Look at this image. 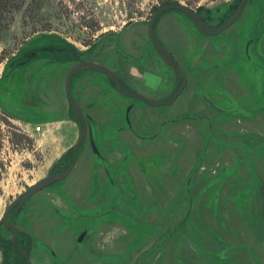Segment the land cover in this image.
<instances>
[{
    "label": "rangeland",
    "instance_id": "374dc122",
    "mask_svg": "<svg viewBox=\"0 0 264 264\" xmlns=\"http://www.w3.org/2000/svg\"><path fill=\"white\" fill-rule=\"evenodd\" d=\"M241 1L27 0L0 40V223L72 162L81 123L65 85L77 64L104 65L129 91L168 100L182 78L151 43L152 16L181 4L220 28ZM156 33L186 88L153 107L104 73L75 75L89 130L71 174L15 220L31 264H264V0L216 36L179 11ZM11 236L0 228V241ZM7 255L0 246V264H24L13 248Z\"/></svg>",
    "mask_w": 264,
    "mask_h": 264
},
{
    "label": "water",
    "instance_id": "95a60500",
    "mask_svg": "<svg viewBox=\"0 0 264 264\" xmlns=\"http://www.w3.org/2000/svg\"><path fill=\"white\" fill-rule=\"evenodd\" d=\"M249 1L250 0H242L238 9L234 13V15L228 20V22L226 24H224L220 28L210 27L197 14L196 11H194V10L184 6V5H181V4H168V5H165L161 8H159L155 12V14L152 16V19H151L150 24H149V37H150L151 43L153 44L154 48L159 53V55L163 58V60L169 66H171L174 69V71L178 75H180L182 78V83H181L179 89L168 100L154 101V100H152V99H150V98H148L142 94L135 93V92H132V91L125 89L123 87L119 77L116 75V73L112 69H110L104 65L95 63V62L82 61L79 64H77L70 71V73L68 74V76L66 78V85H65L66 96H67V100H68L71 108L75 111V113H76V115H77V117L81 123L80 137H79L78 141L76 142V144L72 148V162H71L70 166L65 171H63L61 173H57V174H52V175L48 176L47 178L43 179L42 181L34 184L33 186H31L29 188V190L24 195H22L18 200L14 201L6 210L2 222L6 226L8 225V227H11L15 231V236L13 238L15 243H16L15 240H16V236L18 233V229H17V227L10 225L8 223V214H9L10 210L13 207H15L16 205L19 206L18 210H20L22 208V206L24 205V203L27 202L30 198H32L35 194H37L41 190H43V189H45V188H47V187H49V186H51L57 182H60L64 179H66L71 174V172L74 170V168L76 167L80 147L82 146L83 142L87 138V134H88V130H89L88 121L84 116V113H83L81 106L78 104V102L76 101V99L72 93V83H73V79H74L75 75L83 69H90V70H94L97 72H101V73L106 74L108 77H110L112 79L113 83L115 84V86L117 87V89L119 90V92L122 93L123 95L129 97V98H132L135 100H140L143 103H145L149 106H153V107L170 106V105L174 104L175 101L179 98V96L183 93L184 89L186 88V86L188 84V78H187V75L185 74V72L180 68L177 60L167 51V49L164 47V45L159 40L157 33H156V24H157L158 19L163 14L168 13L170 11L183 12L184 14H186L188 17H190L192 19V21L196 24V26L203 33H205L206 35H209V36H216V35H219V34L225 32L228 28H230L240 18L241 14L245 10V7L249 3ZM129 110H130V108H129ZM262 193H263V201H264V187L262 189ZM263 208H264V204H263ZM18 249L26 257V260H27L26 264H30L31 260L29 258L28 253L25 252L24 250H22L20 247H18Z\"/></svg>",
    "mask_w": 264,
    "mask_h": 264
},
{
    "label": "flooded vegetation",
    "instance_id": "af4514ba",
    "mask_svg": "<svg viewBox=\"0 0 264 264\" xmlns=\"http://www.w3.org/2000/svg\"><path fill=\"white\" fill-rule=\"evenodd\" d=\"M256 44V43H255ZM258 45V44H257ZM26 203V202H25ZM24 203V204H25ZM24 206V205H23ZM22 206V207H23ZM18 205H16L15 207H13L11 210H10V212H9V214H8V223L10 224V225H13V226H15V227H17V229H18V233H17V236H16V243L14 242V236H15V231L11 228V227H8V225L6 226L2 221H1V223H0V228H3V229H5V230H7V231H9V232H11L12 233V236H11V240H10V242L9 243H7V242H3V241H0V246L2 247V249H3V251H5V255H6V258L8 259L9 257V255H7L8 254V249H10V248H13L14 250H16V252L18 253V255H19V257L21 258V259H23L24 260V264H26L27 263V260H26V257L22 254V252L18 249V247H20L22 250H24L25 252H27L28 253V255H29V258H30V260H31V255H30V249H29V244L28 243H26L24 240H23V238L22 237H29L28 235H26L25 233H23L20 229H19V227L17 226V224H16V222H15V220H16V218L18 217V215H19V212L21 211V209L20 210H18ZM8 209V208H7ZM5 215V214H4ZM3 220V219H2ZM7 259H6V263H8V261H7ZM31 264V263H30Z\"/></svg>",
    "mask_w": 264,
    "mask_h": 264
},
{
    "label": "trees",
    "instance_id": "16d2710c",
    "mask_svg": "<svg viewBox=\"0 0 264 264\" xmlns=\"http://www.w3.org/2000/svg\"><path fill=\"white\" fill-rule=\"evenodd\" d=\"M26 2L27 0H0V40L2 37V33L10 27L11 22L14 19V15L24 7ZM204 22L207 24L205 20ZM123 87L129 90L128 88H126V86H123ZM0 118H2L3 120L8 119L6 113L1 108H0ZM22 138H25V137L22 136Z\"/></svg>",
    "mask_w": 264,
    "mask_h": 264
},
{
    "label": "bare ground",
    "instance_id": "6f19581e",
    "mask_svg": "<svg viewBox=\"0 0 264 264\" xmlns=\"http://www.w3.org/2000/svg\"><path fill=\"white\" fill-rule=\"evenodd\" d=\"M164 15V14H163Z\"/></svg>",
    "mask_w": 264,
    "mask_h": 264
}]
</instances>
